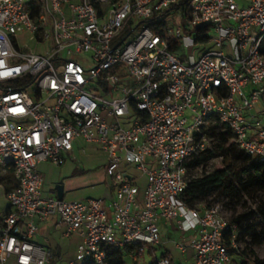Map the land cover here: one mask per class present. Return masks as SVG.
<instances>
[{
	"label": "built area",
	"instance_id": "built-area-1",
	"mask_svg": "<svg viewBox=\"0 0 264 264\" xmlns=\"http://www.w3.org/2000/svg\"><path fill=\"white\" fill-rule=\"evenodd\" d=\"M131 21L139 32L126 42ZM262 45L264 0H0V170L14 181L0 264H49L34 238L52 219L62 239H81L68 264H108L110 250L139 263L162 244V223L192 235L174 242L191 264H231L238 227L182 195L213 122L264 160ZM77 140L106 154L107 198L43 196L38 165L74 159Z\"/></svg>",
	"mask_w": 264,
	"mask_h": 264
},
{
	"label": "rangeland",
	"instance_id": "rangeland-1",
	"mask_svg": "<svg viewBox=\"0 0 264 264\" xmlns=\"http://www.w3.org/2000/svg\"><path fill=\"white\" fill-rule=\"evenodd\" d=\"M135 21H131L129 26H126L124 34H129V38L126 42L130 41L139 32V28H134ZM123 34V35H124ZM19 45L26 44L31 49L34 48L33 44L29 41V36L24 33L18 37ZM50 48V44L48 46ZM38 54H43L44 50L40 47H35ZM184 58V56H182ZM82 61L84 66H88V61L81 56L77 57ZM28 93L33 96L32 88L27 89ZM129 122L134 121V117L131 116ZM126 125L125 121H122ZM218 135L212 136L207 142L208 149H217L219 145L230 146L234 144L232 137L225 136L221 137L222 134L228 133L223 126H219ZM77 146L73 152L75 158L68 159L61 166H55L48 162H42L38 166V171L43 180V196H46L50 191L54 190L55 185H63L65 201H78L85 200L87 198L92 199H103L108 194L109 180L105 174V166L107 164V156L102 152L95 144L85 143L80 140L77 141ZM84 150V152H82ZM223 158L221 156L214 157L204 164L193 166L188 171V179L201 176L203 173H211L223 168ZM134 175H139L134 169L131 170ZM245 177V174L242 175ZM9 183L13 185V181L10 179ZM137 185L141 189L140 197H142L143 190L146 185L144 177L138 180ZM235 183V181H234ZM10 190V189H9ZM8 190V191H9ZM7 191V192H8ZM4 194L3 185L0 186V200ZM7 194V193H6ZM211 202L218 204L221 208L223 216L227 220H232L236 215H239L246 211H258L257 214L252 217L249 221L255 224L257 230L264 229V221H261V215L259 214V207L261 203H264V192H253V191H241L240 194L233 198L229 195H225L222 188L212 191L210 198ZM161 234L168 241L177 240L178 236L176 233H172L171 227H163L159 224ZM167 228V229H166ZM72 236L70 240H73ZM80 242V241H79ZM62 243H69V240L61 241L60 247L56 250L52 247V258L49 264H68L74 259L76 250L65 249ZM249 241H241L237 244L239 254H233L232 257L235 259V263L231 264H252L254 257L264 259V240L259 245L249 247ZM72 245V244H71ZM75 246V245H72ZM76 249V248H75ZM156 251V257L160 258V251L157 247L154 248ZM178 256V254H175ZM153 256L149 251H145L143 258L139 263L132 262L128 256L125 257L126 264H149Z\"/></svg>",
	"mask_w": 264,
	"mask_h": 264
},
{
	"label": "trees",
	"instance_id": "trees-1",
	"mask_svg": "<svg viewBox=\"0 0 264 264\" xmlns=\"http://www.w3.org/2000/svg\"><path fill=\"white\" fill-rule=\"evenodd\" d=\"M261 53H264V45L261 47ZM219 126L224 127L218 122H213L203 133L208 139L214 135L217 136L219 134L217 129ZM227 132L222 134L221 137L231 136L228 130ZM217 156L224 157L222 169L188 179V171L191 167L204 164ZM243 174H245V177H242ZM219 188H222L225 195H229L232 198L240 194L241 191L264 192V160L247 155L238 149L235 144L230 146L219 145L214 150L207 148L204 152L195 156L187 165V184L182 195V201L190 209H195L198 205H204L209 208L215 205L209 199L210 195L212 191ZM256 212L258 211H246L230 220V223L236 225L239 229L237 243L246 240L249 241L248 246L251 247L261 244L262 240H264V229L258 231L256 225L249 221L257 214ZM259 214L261 215V221H264V203L260 204ZM227 246H229L228 243ZM154 250L150 249L149 253L154 255ZM231 252L232 255L234 253L239 254L238 250H231ZM107 255L108 264H126L124 260L127 256L126 253L110 250ZM163 256L165 255L162 254L160 257ZM232 261L235 263L233 257ZM149 264H157V257H153ZM252 264H264V259L254 257Z\"/></svg>",
	"mask_w": 264,
	"mask_h": 264
},
{
	"label": "crops",
	"instance_id": "crops-1",
	"mask_svg": "<svg viewBox=\"0 0 264 264\" xmlns=\"http://www.w3.org/2000/svg\"><path fill=\"white\" fill-rule=\"evenodd\" d=\"M260 118L262 123H264V112L260 113ZM80 141V140H77ZM77 141L75 142V146H77ZM75 146H74V150H75ZM73 150V152H74ZM41 164V163H40ZM39 164V165H40ZM38 165V166H39ZM13 181L12 178V174L9 172H6L5 170H0V186L1 184L3 185V189H4V194L1 197L0 200V228H1V219L4 216V214L6 213L7 209H8V201L6 198V193L9 189H11L12 187H14V183L13 185H11L9 183V180ZM14 182V181H13ZM6 186V187H5ZM63 186V185H62ZM43 188V186H42ZM54 195L55 191L52 190L50 191L47 195ZM42 195H43V191H42ZM46 195V196H47ZM56 195V194H55ZM108 196V194H107ZM107 196L105 198H107ZM63 197H64V187H63ZM70 202V201H68ZM55 222V219H52L51 221L48 222H42L39 224V231L37 233V235L34 238V242L43 246L47 251H50V253L52 254V247L54 246L55 249L57 250L60 247L61 241H65V240H69V243H62L61 246H63L65 249H72V250H76L75 248H77L78 244L80 243L79 241H81L80 237L77 235H74L76 237H73V240H70V238L67 239H62L60 237V233L54 229L53 224ZM163 227H171L172 233H176L178 236L177 240H172V241H168L166 240V238H164V236H162L161 234V229H160V237H161V241L162 244L160 246H158L157 248L160 251V256L162 254L164 255H169L171 258H173L174 260H182L184 261L185 264H191V257H192V250L189 248L187 249V252L184 256H181L179 254L178 251L175 250L174 248V242L177 243H181V242H186L190 239V237L192 235H182L177 229L176 227H174V225H172L171 223H162ZM167 229V228H166ZM75 246H72V245ZM178 254V256H176L175 254ZM156 255V251L154 250V255H152L153 257H155Z\"/></svg>",
	"mask_w": 264,
	"mask_h": 264
},
{
	"label": "water",
	"instance_id": "water-1",
	"mask_svg": "<svg viewBox=\"0 0 264 264\" xmlns=\"http://www.w3.org/2000/svg\"><path fill=\"white\" fill-rule=\"evenodd\" d=\"M124 39L125 38H123L121 40V42L124 41ZM54 191H55L56 197L58 199L62 200L63 199V186L62 185H55Z\"/></svg>",
	"mask_w": 264,
	"mask_h": 264
}]
</instances>
